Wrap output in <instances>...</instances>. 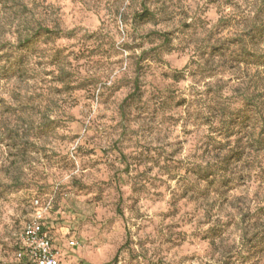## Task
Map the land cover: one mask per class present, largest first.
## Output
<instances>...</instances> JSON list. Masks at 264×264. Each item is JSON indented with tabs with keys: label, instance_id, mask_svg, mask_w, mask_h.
<instances>
[{
	"label": "rangeland",
	"instance_id": "1",
	"mask_svg": "<svg viewBox=\"0 0 264 264\" xmlns=\"http://www.w3.org/2000/svg\"><path fill=\"white\" fill-rule=\"evenodd\" d=\"M263 25L264 0H0V264L36 198L58 264H264L255 183L202 179L253 130Z\"/></svg>",
	"mask_w": 264,
	"mask_h": 264
},
{
	"label": "trees",
	"instance_id": "2",
	"mask_svg": "<svg viewBox=\"0 0 264 264\" xmlns=\"http://www.w3.org/2000/svg\"><path fill=\"white\" fill-rule=\"evenodd\" d=\"M152 16L148 9L144 8L137 14L140 20H144ZM258 38H264V25L257 31ZM164 40L166 38L164 37ZM255 57V64L261 66L264 64V55L255 53L250 55ZM261 82V88L253 95H243V106L240 109L242 119L252 113L254 122L253 130L247 135V141L241 142L231 141V133H224L225 144L216 151L214 161L207 163L203 170L202 179L215 188L224 190H232L237 184H245L246 181L255 183L256 195L261 197L263 204L260 206L262 216H264V83ZM129 98L126 97L123 102ZM53 208V199L51 198V207ZM47 213V214H48ZM46 230H48L46 224ZM49 231V230H48ZM18 248V244H17ZM20 264H29L25 261H20Z\"/></svg>",
	"mask_w": 264,
	"mask_h": 264
},
{
	"label": "built area",
	"instance_id": "3",
	"mask_svg": "<svg viewBox=\"0 0 264 264\" xmlns=\"http://www.w3.org/2000/svg\"><path fill=\"white\" fill-rule=\"evenodd\" d=\"M34 213L25 224L18 242L16 257L29 264H58L59 252L53 245L52 237L46 230L44 219L51 207V199L42 202L36 198L32 201ZM75 245L74 241L69 242Z\"/></svg>",
	"mask_w": 264,
	"mask_h": 264
},
{
	"label": "crops",
	"instance_id": "4",
	"mask_svg": "<svg viewBox=\"0 0 264 264\" xmlns=\"http://www.w3.org/2000/svg\"><path fill=\"white\" fill-rule=\"evenodd\" d=\"M57 261H58V259H57Z\"/></svg>",
	"mask_w": 264,
	"mask_h": 264
}]
</instances>
